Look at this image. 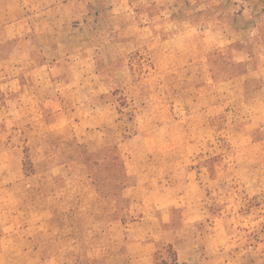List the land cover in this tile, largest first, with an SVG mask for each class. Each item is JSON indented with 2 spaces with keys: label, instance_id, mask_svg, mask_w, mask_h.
<instances>
[{
  "label": "rangeland",
  "instance_id": "374dc122",
  "mask_svg": "<svg viewBox=\"0 0 264 264\" xmlns=\"http://www.w3.org/2000/svg\"><path fill=\"white\" fill-rule=\"evenodd\" d=\"M0 264H264V0H0Z\"/></svg>",
  "mask_w": 264,
  "mask_h": 264
}]
</instances>
